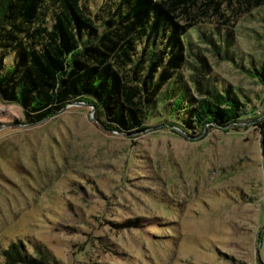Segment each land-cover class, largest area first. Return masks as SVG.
<instances>
[{"label":"rangeland","instance_id":"rangeland-1","mask_svg":"<svg viewBox=\"0 0 264 264\" xmlns=\"http://www.w3.org/2000/svg\"><path fill=\"white\" fill-rule=\"evenodd\" d=\"M223 11L188 34L202 62L192 55L197 70L181 73L191 86L205 63L216 85L249 99L237 129L188 138L159 114L127 135L85 103L27 124L0 100V264L12 242L42 264H264V83L246 70L264 68V4Z\"/></svg>","mask_w":264,"mask_h":264},{"label":"trees","instance_id":"trees-1","mask_svg":"<svg viewBox=\"0 0 264 264\" xmlns=\"http://www.w3.org/2000/svg\"><path fill=\"white\" fill-rule=\"evenodd\" d=\"M263 4L0 0V100L21 106L27 124L69 103L84 102L94 106L92 114L104 129L130 135L149 128V118L159 114L172 131L188 138L191 129L198 135L209 126L237 129L250 100H243L232 86L216 85L205 63L191 75L189 86L181 71L188 66L197 70L192 55L202 60L198 52L191 54L187 37L200 20L223 16L224 8L247 13ZM225 42L219 47L231 59L227 35ZM246 70L264 83L263 67ZM260 133L264 147V123ZM138 223L140 218L119 224ZM2 253L9 264L43 262L27 254L20 242H12Z\"/></svg>","mask_w":264,"mask_h":264},{"label":"water","instance_id":"water-1","mask_svg":"<svg viewBox=\"0 0 264 264\" xmlns=\"http://www.w3.org/2000/svg\"><path fill=\"white\" fill-rule=\"evenodd\" d=\"M74 103H84V102H74ZM69 104H70V103H69ZM69 104H67V105H69ZM71 104H73V103H71ZM71 104H70V105H71ZM67 105H66V106H67ZM66 106H65V107H66ZM90 106H91L90 117H92V113H93V111H94V106H92V105H90ZM65 107H64V108H65ZM64 108H63V109H64ZM40 121H41V120H40ZM40 121H38V122H40ZM42 121H43V120H42ZM98 122H99V121H98ZM99 124L101 125V127H103V125H102L100 122H99ZM229 126H230V125H229ZM229 126L226 125V126H223L222 128H226V127H229ZM115 132H119V131H115ZM119 133H124V132H119ZM126 134H127V133H126ZM127 135H130V134H127Z\"/></svg>","mask_w":264,"mask_h":264}]
</instances>
